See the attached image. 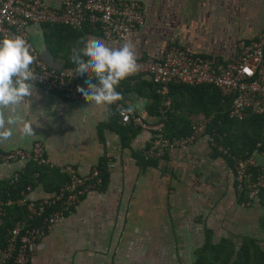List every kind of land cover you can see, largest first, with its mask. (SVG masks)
Wrapping results in <instances>:
<instances>
[{"label": "crops", "instance_id": "0c3cea01", "mask_svg": "<svg viewBox=\"0 0 264 264\" xmlns=\"http://www.w3.org/2000/svg\"><path fill=\"white\" fill-rule=\"evenodd\" d=\"M46 1L56 5L62 0ZM137 1L145 21L126 39L112 38L98 25L84 24V40L97 38L113 48L131 41L138 58L162 57L169 45L178 44L195 53L230 60L239 40L254 39L264 28V0ZM51 28L56 33L49 34L42 26L31 28L30 39L46 63L60 67L64 64L62 52L52 43L46 44L45 34L55 39L64 37L66 30ZM35 91L22 110L25 119L34 122L36 134L25 137L15 128L13 136L0 143V150L29 147L40 139L52 165L48 169L67 176L64 168L70 166L86 174L104 158L108 178L104 188L90 190L70 213L57 219L52 234L43 237L29 264H193L195 253L207 240L223 238L235 240L236 247L245 238L252 239L264 249L263 200L258 195L249 197L243 183L237 188L233 163L215 154L207 140L198 138L165 149L160 157H150L154 160L144 164L141 155L152 146L151 133L124 125L129 135L124 144L110 127L115 105L98 106L84 96L67 99L44 93L37 85ZM150 94L135 85L121 94L120 103L155 122L158 117L149 111ZM41 112L43 116H39ZM262 133L264 140V126ZM262 145L264 148V142ZM254 157L257 174L251 181H264V150H257ZM24 163H0V244L18 221L8 226L17 207L26 209L15 201L20 193L12 195L8 190L16 183L11 182L13 174L28 167ZM45 180L34 182L33 171L27 198L36 200L49 193Z\"/></svg>", "mask_w": 264, "mask_h": 264}, {"label": "built area", "instance_id": "2783aa9c", "mask_svg": "<svg viewBox=\"0 0 264 264\" xmlns=\"http://www.w3.org/2000/svg\"><path fill=\"white\" fill-rule=\"evenodd\" d=\"M144 21L145 16L137 0H62L56 5L45 0H0V38L23 36L35 57L32 66L37 77L35 85L44 93H55L67 99L84 96L79 89L87 90L85 81L88 77L77 74L74 63L60 67L46 63L30 39L31 28L43 24L81 28L87 23L98 25L107 36L126 39ZM138 63L139 72L128 79L149 80L159 93L167 92L170 85L177 83L207 84L216 87L227 99V115L230 119L240 121L249 114L264 113V28L254 39L239 40L235 55L230 60H220L171 44L162 57H139ZM113 105L117 107L122 125L132 124L150 131L152 146L145 150V158L160 157L165 149L182 147L198 138L208 142L213 140V133L206 129L211 124L212 115L194 119L187 134L168 137L164 134V123L160 119L147 121L129 111V107L120 101ZM216 148L222 153L227 152V148L221 145ZM256 152L246 157L231 155L237 188L240 190V183L247 181L249 197L253 198L264 187L261 178L247 180L250 176L249 167L256 165ZM20 161L52 166L40 139L33 140L29 147L0 150V163ZM24 169L13 174L12 183L19 181ZM64 171H68V175L60 187L40 199L27 198L30 185L20 191L21 197L15 201L25 204L27 217L34 221L29 224L18 220L8 230L3 245H0V264H29L43 237L52 234L57 219L70 213L87 192L99 189L102 183L97 166L86 174H79L70 166L65 167ZM38 177L39 172H34V182L38 181Z\"/></svg>", "mask_w": 264, "mask_h": 264}, {"label": "trees", "instance_id": "16d2710c", "mask_svg": "<svg viewBox=\"0 0 264 264\" xmlns=\"http://www.w3.org/2000/svg\"><path fill=\"white\" fill-rule=\"evenodd\" d=\"M42 27H46L50 31L49 34H52L51 27H58L57 30H66L65 36L62 37L65 39L64 41L58 42L60 35L54 39L57 40L60 48L53 46L55 47L54 49L62 52L61 57L64 59V66L73 64L71 57L83 47L81 41L84 40L85 26L77 28L61 24H43ZM49 36L48 33L45 34V41L48 45L53 41V39H49ZM35 47L40 52L36 45ZM135 85H140L150 90L151 104L149 105V111L164 123L163 131L166 136L185 135L190 130L192 120L212 115L211 124L206 129L208 132L213 133V140L208 143L210 148L215 151V154L223 155L230 163H233L231 155L246 157L254 153L255 150H264L262 145L264 142L262 133L264 113H252L240 121L230 119L227 115L229 105L227 99L220 94L216 87L207 84L188 85L177 83L170 85L167 92L159 93L156 90V86L149 80L143 78L130 80L126 78L117 87L118 92L122 94L135 87ZM187 116L192 119H188ZM118 121L119 116L116 111L110 127L120 134L121 140L125 144L129 135L124 129L125 126H122ZM218 145L226 147L227 152L218 151L216 148ZM103 159L97 164L102 177L99 189L104 188L108 178L106 161ZM141 160L146 164V162L153 161L154 158H145L141 155ZM48 168L50 167L29 162L19 181L15 185L9 186L8 190L12 195L19 194L22 189L31 184L33 171L39 172L38 180H45V177H47V180L43 181L45 190L49 192L57 190L67 176L63 172H56L52 168ZM248 172L251 174L250 179L253 180L257 174L256 169L250 166ZM242 188L245 191L248 190L247 181L244 182ZM257 195L264 202V187L259 189ZM22 211L17 207V215L13 220L9 221V227L16 220H22L29 224L34 221L27 217L26 209L24 210L23 208ZM5 238L6 235L0 245H3ZM193 264H264V249H260L252 239L248 238H245L237 249H235L231 239L223 238L218 242L207 240L203 247L198 248L195 253Z\"/></svg>", "mask_w": 264, "mask_h": 264}, {"label": "clouds", "instance_id": "9594fccd", "mask_svg": "<svg viewBox=\"0 0 264 264\" xmlns=\"http://www.w3.org/2000/svg\"><path fill=\"white\" fill-rule=\"evenodd\" d=\"M81 43L83 47L71 57L77 74L88 77L87 90L79 91L98 106L120 101L122 95L117 91L120 82L140 70L135 44L125 41L121 47L113 48L97 38ZM34 62L31 47L23 36L0 38V143L8 141L15 128L25 137L36 134L34 122L25 119L22 110L28 98L36 95Z\"/></svg>", "mask_w": 264, "mask_h": 264}, {"label": "rangeland", "instance_id": "374dc122", "mask_svg": "<svg viewBox=\"0 0 264 264\" xmlns=\"http://www.w3.org/2000/svg\"><path fill=\"white\" fill-rule=\"evenodd\" d=\"M46 1V0H45ZM51 29V31H52V34H54L56 31L53 29V28H50ZM65 39L64 38H62V37H60V39H58V42H62V41H64ZM49 42H50V40H49ZM50 43H52L54 46H57L58 48H60V45L57 43V40H54L53 39V41H51ZM62 48V47H61ZM226 159V158H225ZM226 162H229L228 161V159H226ZM250 179V178H249ZM250 181H251V179H250ZM229 193V192H228ZM245 193L247 194V191H245ZM216 239H213V241H215ZM234 241V244H235V248H238L239 247V243H238V246L236 247V242H235V240H233Z\"/></svg>", "mask_w": 264, "mask_h": 264}]
</instances>
